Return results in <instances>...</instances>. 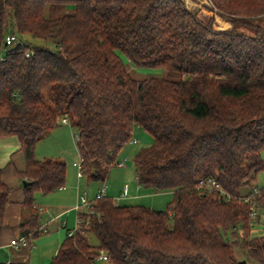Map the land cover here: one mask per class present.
Instances as JSON below:
<instances>
[{
    "label": "trees",
    "instance_id": "16d2710c",
    "mask_svg": "<svg viewBox=\"0 0 264 264\" xmlns=\"http://www.w3.org/2000/svg\"><path fill=\"white\" fill-rule=\"evenodd\" d=\"M211 1L229 28L183 0H0V138H15L22 153L27 241L45 231L34 192L65 185L63 160L35 156L63 115L78 136L81 176L104 183L138 126L152 138L133 157L138 184L173 191L164 210L90 199L92 213L77 211L80 226L49 264H103L100 250L108 264H264V227L251 236L250 203L240 200L257 188L264 215V186L253 185L264 171V0ZM46 6L71 11L48 18ZM9 31L17 41L6 45ZM126 59L167 75L137 79ZM3 171L0 228L12 189ZM207 177L230 199L198 190Z\"/></svg>",
    "mask_w": 264,
    "mask_h": 264
},
{
    "label": "rangeland",
    "instance_id": "374dc122",
    "mask_svg": "<svg viewBox=\"0 0 264 264\" xmlns=\"http://www.w3.org/2000/svg\"><path fill=\"white\" fill-rule=\"evenodd\" d=\"M186 1L188 5L191 6L190 9H194L196 11L199 10V7L194 5L193 3ZM71 9L65 6H46L44 10V15L48 18H55L58 17L66 12H70ZM199 14H203L202 12ZM217 15V14H216ZM217 17H219L217 15ZM226 20L223 18H215V25L214 28L217 30L227 29L224 28L223 24ZM220 22V23H218ZM222 22V23H221ZM226 25V23L224 24ZM229 28V27H228ZM35 43H38V40H34ZM126 64L128 70L131 72L137 79L146 78V77H164L167 75V70L161 67H134L131 63H129L126 59ZM77 135L76 130L70 126V124H63L60 123L59 126L52 129L48 132L42 139H40L35 146V156L37 159H44V158H58L62 159L66 163V176H65V190L60 191L59 189L54 190L52 192L43 194L39 191H35L33 196L36 202V205L42 206L45 211L40 212L41 220L40 225L44 221V217L46 218V212L50 213L51 210L54 212H59L62 209H66L68 206V201L66 197H62V195L68 196L70 194L71 198L74 196L75 189L74 187H70V184L66 183L67 180L73 183V186L80 184L81 191L85 190V186L87 183L91 184L90 192L91 195L94 191H98L101 182L97 181H89L86 176H83L80 180L77 177V168H75L72 163L73 161L77 160L79 155L76 147V139L75 136ZM152 142L151 136L142 128L135 126L133 128L131 140L125 144L118 154V162H123L125 166H118L113 165L105 170V180L103 181L107 185V194L108 197L115 198L117 194L123 191L124 183L128 182L131 185V190L136 185V177L134 173V165H133V157L135 153L142 147L149 146ZM9 153V152H8ZM7 154L4 157V161L7 165L9 161H11L12 156L16 157V152L12 155ZM22 156V153H21ZM262 156L264 157V151L262 152ZM8 167V166H7ZM11 173H9V186L12 188L11 192L14 194V191L19 187L21 188L22 180H17L13 174H16L15 171L12 174V166L10 167ZM8 173V172H7ZM6 173V174H7ZM17 176V175H16ZM18 177V176H17ZM67 177V178H66ZM7 178V177H6ZM18 181V183H17ZM68 182V181H67ZM17 183V185H15ZM253 185L256 187H263L264 186V171L257 173L255 180L253 181ZM90 187V186H89ZM10 192V193H11ZM140 194L145 192H149L150 194H145L135 200H121L118 201L120 204H127V203H135L148 206L150 208L164 210L166 208L167 203H169L173 199V191L172 190H165V191H155L152 188L142 186L140 189ZM114 195V196H113ZM45 200H48L45 202ZM76 203L73 205V207ZM69 216V214H67ZM66 215V216H67ZM70 221L68 224L69 229H73L75 227V218L74 212L70 213ZM259 221L262 222L264 220V215L260 214ZM259 223V222H258ZM49 232L52 231L51 225L49 226ZM64 231V229H63ZM263 233V226L258 225L255 223L251 225L250 234L251 236H257ZM46 235V234H45ZM44 234L40 235L35 239H31L34 241L33 243L36 244L38 239ZM65 232L63 235L62 240L65 238ZM61 240V241H62ZM231 240V239H230ZM90 242L92 244L96 243V240L93 236H90ZM235 255L238 259H245V253L242 248L236 246L234 247ZM51 257V256H50ZM52 258V257H51ZM51 258L49 260H51ZM50 262V261H49ZM48 262V264H49ZM38 264H42V262L38 261ZM103 264H108L107 262H103ZM248 264H257L255 262H248Z\"/></svg>",
    "mask_w": 264,
    "mask_h": 264
},
{
    "label": "crops",
    "instance_id": "0c3cea01",
    "mask_svg": "<svg viewBox=\"0 0 264 264\" xmlns=\"http://www.w3.org/2000/svg\"><path fill=\"white\" fill-rule=\"evenodd\" d=\"M225 23L226 25H224ZM224 24H223L224 28H228L231 26L230 23L227 21H225ZM60 123L61 122H59L57 126H59ZM17 149H18V143L15 138L13 137L0 138V167L4 168L3 180L6 183H8L9 180V173H11L10 170L11 166H12V174L16 169L21 170L23 168V157L21 156V152L18 151ZM14 152H16L17 154L16 157L12 156L11 161H9L10 165H7L8 163L7 164L5 163L4 156L7 154L12 155ZM76 161H73L72 163L74 167H75L74 162ZM13 175L14 177L17 178V180H20V178L17 177L16 174ZM77 177L80 180L83 176H77ZM67 181L66 183L70 184V187L71 188L74 187L75 189L73 198H71L70 194L68 196H66L65 194L62 195L63 199L64 197H66L69 203L68 204L69 207H67L66 209H62L59 212H54L53 210H51L50 213L46 212V218L44 217V221L41 224L42 228L45 230L43 234L46 235L38 239L36 244H34L33 243L34 241H32L31 239L27 241L26 245L15 246L11 243V240L15 239L18 241L20 238L25 237V235L22 229V210L19 204L22 199V187L20 189L18 187L14 191V194H12V192L10 193V202L5 210L4 225L3 227L0 228V263L38 264V261H40L42 262V264H48V262L50 261L49 259L56 254L57 249L63 238L64 232L66 234V230L69 229L68 224L70 221L69 216L71 212H74L75 225H76V217L78 213L77 210L74 208L75 206L73 207V205L75 203L77 204L78 196L82 192H86L88 198L93 199L97 193V191L95 190L94 193H92L91 195V192L89 191L91 188V184H89L90 182L86 184L85 190L81 191L80 184H78L79 182H77V184L73 186V183L71 181L69 180ZM17 183H15V185H17ZM130 188L131 185L128 184V182L127 183L125 182L123 191L117 194L116 197L120 196L121 193H123L124 191H125V195L121 197V199H119L118 201L121 200L132 201L141 196H144L145 194H150L149 192L147 193L143 192L140 194L139 191L141 189V185L138 184L137 179L134 188L132 190ZM59 190L60 191L65 190V186L60 188ZM106 194H107V186L105 190V195ZM47 201L48 200H45V202ZM127 204H135V203H127ZM36 206L38 211L40 212L45 211L42 206H38V205ZM67 214H69V216ZM50 225L52 231L48 233L49 232L48 229Z\"/></svg>",
    "mask_w": 264,
    "mask_h": 264
},
{
    "label": "built area",
    "instance_id": "2783aa9c",
    "mask_svg": "<svg viewBox=\"0 0 264 264\" xmlns=\"http://www.w3.org/2000/svg\"><path fill=\"white\" fill-rule=\"evenodd\" d=\"M189 2L193 3L194 5L199 7V10L197 11L198 13H203L204 15H208V16H212L214 15L215 18H219L216 15V9L213 7L212 1L211 0H188ZM185 4L187 5L188 8H191L190 5H188V3L185 1ZM5 44L6 45H11L13 42L17 41V36L12 32L9 31L6 35H5ZM28 56V53L26 54ZM0 60H3V57H0ZM59 122L63 123V124H69V119L66 115H63L60 117ZM75 139L77 141L78 136H75ZM81 164H82V158L80 155H78V160L76 162H74L75 167L77 168V176H81ZM118 166H124L123 162H118ZM196 187L198 190L202 191H206V192H210V191H218L221 194H223L225 196L226 199H230V196L228 194H226L220 184L212 177H207V178H201L197 181ZM105 190H106V184L102 183L99 190L97 191V194L95 196V198H100L102 196L105 195ZM257 192V188H255L253 190V193L249 194V195H245L240 197V200L242 202H248L250 203V218H251V222L250 225L254 224H258V225H262L264 227V220L262 222H260L257 218V216L259 215V209L257 204L252 200L253 198V194ZM125 195V192L121 193V195L119 197H116L114 199L115 202H117L121 197H123ZM92 201L88 198V196L86 195V192H82L79 196H78V202L75 205V209L77 211H84L86 212L88 215L92 213V209H91V205H92ZM259 222V223H258ZM81 223V218L80 215H77L76 217V225L75 228H78L80 226ZM88 222H86L87 224ZM72 232H69V235ZM11 243L15 246H19V245H26L27 244V239L26 237H22L20 238L18 241L13 239L11 240ZM97 260L101 261V262H106L108 260V256L105 254V252H103L102 250H100L98 256H97Z\"/></svg>",
    "mask_w": 264,
    "mask_h": 264
},
{
    "label": "water",
    "instance_id": "95a60500",
    "mask_svg": "<svg viewBox=\"0 0 264 264\" xmlns=\"http://www.w3.org/2000/svg\"><path fill=\"white\" fill-rule=\"evenodd\" d=\"M28 184H29L28 181L22 180V185H23V186H26V185H28Z\"/></svg>",
    "mask_w": 264,
    "mask_h": 264
}]
</instances>
